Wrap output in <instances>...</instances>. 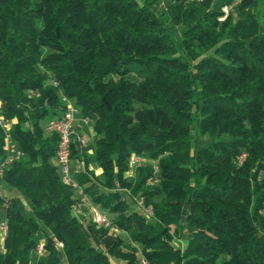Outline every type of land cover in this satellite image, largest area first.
Returning <instances> with one entry per match:
<instances>
[{"label": "trees", "instance_id": "trees-1", "mask_svg": "<svg viewBox=\"0 0 264 264\" xmlns=\"http://www.w3.org/2000/svg\"><path fill=\"white\" fill-rule=\"evenodd\" d=\"M232 3L0 0V114L24 153L0 182L31 212L0 196V264H264V1ZM63 97L95 132L90 147L72 145L85 167L74 179L127 242L74 215L58 137L41 126ZM205 136L215 140L195 146ZM4 144L0 127V158ZM131 155L155 162L157 184H146L153 165L129 176Z\"/></svg>", "mask_w": 264, "mask_h": 264}, {"label": "built area", "instance_id": "built-area-1", "mask_svg": "<svg viewBox=\"0 0 264 264\" xmlns=\"http://www.w3.org/2000/svg\"><path fill=\"white\" fill-rule=\"evenodd\" d=\"M240 0H233L232 6L237 5ZM231 6V7H232ZM231 7L223 6L221 8L223 15L219 18V20H224ZM63 102L65 103V110L61 112L57 116H52L47 119L46 121V131L49 133H54L58 137L57 148H56V164H57V171L60 177V180L63 184L70 186L72 190L75 192H79L76 195L77 199V207L83 206L88 209V215L91 221L97 227H104L109 228L110 230L114 229L111 223V219L108 215H105L101 212L100 208L93 204L91 199L83 192L82 187L77 183L74 179V176L71 172V154H72V145L77 144L79 146H84L85 142L84 139L77 135L74 131V124L77 120L78 111L74 107L73 103L66 99L62 98ZM85 123H88L89 120L86 118H82ZM0 127L4 131V150L5 154L3 157L0 158V178L3 176L5 170L14 162L24 157V153L18 148L16 143L12 140L10 129H11V122L2 118L0 114ZM245 158V154H241L238 157V162L241 163ZM141 158L136 155H131L129 159V176L134 175V170L140 166ZM154 174L152 177H149L146 181V184L149 186H153L158 183L159 179L157 177L158 168L154 164L153 166ZM0 196L2 197L1 191ZM137 207L141 212L146 215L150 216L152 214L151 208L144 205L142 199L135 198ZM7 233L6 222L5 220L0 221V240L4 241V238ZM55 246L58 249H62L63 244L59 241H55ZM35 254L37 257H40L45 254V241L39 240L36 248ZM140 264H147L144 259H141Z\"/></svg>", "mask_w": 264, "mask_h": 264}, {"label": "rangeland", "instance_id": "rangeland-1", "mask_svg": "<svg viewBox=\"0 0 264 264\" xmlns=\"http://www.w3.org/2000/svg\"><path fill=\"white\" fill-rule=\"evenodd\" d=\"M130 79H136V77L134 76H130L129 77ZM41 126L45 129V126H46V120H43L41 122ZM87 138V137H86ZM221 140H228L229 137L228 136H222L220 138ZM87 140V139H86ZM213 140H215V137H208V136H205V137H200V138H197L195 140V146H199V145H204V144H207L209 142H212ZM141 163H140V166L141 167H145V166H151V165H154L155 162L154 161H149L147 160L146 158L144 157H141ZM94 163V162H93ZM90 171V170H88ZM135 170H134V175H135ZM95 175V174H94ZM96 176V175H95ZM0 191H1V194H2V197L5 198V199H11V198H18V193H16L15 191H13L8 185H6L5 183L3 182H0ZM10 192V193H9ZM11 192L14 193L13 195H11ZM24 199V198H23ZM22 199V202L24 203V206H25V211L27 214H31L30 210H29V207H28V204H27V201L24 199ZM127 202L129 204V206L133 209H137L135 203H133V201H131L130 199H127ZM80 208V211L81 213H83L84 216H87L88 217V209L83 207V206H79ZM150 207V206H148ZM151 208V207H150ZM78 210V208H77ZM102 213H104L105 215H108V213L103 210V209H100ZM152 211V209H151ZM187 211H191V207L185 205L184 208H183V215H182V222L184 220V215ZM78 213V212H77ZM80 216V215H79ZM2 220H4V218H2ZM91 220V219H89ZM191 229L189 227H186L184 232H183V235L180 237V238H175L174 241L172 242V244L174 246H178L180 247L181 249H183L185 247V243L186 241L189 239V237L191 236ZM110 233L111 234H114V235H119L120 237H122L124 239V241H128L127 237L125 235L122 234V232H118L117 230L115 229H112L110 230ZM46 234H49L47 230H44L43 233L40 235L39 237V240H44L45 239V236ZM110 261L112 264H121V261L119 259H116L114 257H110ZM120 261V262H119Z\"/></svg>", "mask_w": 264, "mask_h": 264}, {"label": "crops", "instance_id": "crops-1", "mask_svg": "<svg viewBox=\"0 0 264 264\" xmlns=\"http://www.w3.org/2000/svg\"><path fill=\"white\" fill-rule=\"evenodd\" d=\"M262 1H264V0H262ZM262 5H264V4H262ZM0 105H1V103H0ZM74 131L77 135H80L84 139L86 147H90L92 145L94 138H95V132L93 131L91 123L90 122L85 123L79 114L77 115V120L74 124ZM88 153L89 154L91 153L90 149H88ZM70 166H71V172H72L73 176H75L76 174H79L80 172H84V170H85L84 163L80 158H72ZM88 170L92 171L96 176L101 175V172H102V170L100 168H98L97 165L93 162L89 163ZM82 190H83V187H82ZM13 194L14 193L11 192V195H13ZM75 194L78 195L79 192H75ZM18 198H20L21 200L23 199V197H21L20 195H18ZM77 208H78V210H77ZM77 208L74 209V215L77 218H79L80 220L90 219L89 215H88L89 218H87V216H84L83 213H81L82 210L80 211V209H79L80 207H77ZM190 229L193 231L192 228H190ZM2 247H3V241L0 240V248H2ZM121 264H122V262H121Z\"/></svg>", "mask_w": 264, "mask_h": 264}]
</instances>
